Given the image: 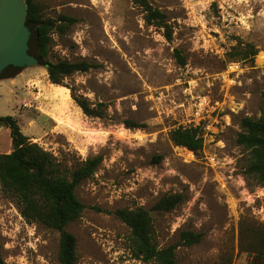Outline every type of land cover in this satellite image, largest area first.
<instances>
[{"label": "rangeland", "instance_id": "obj_1", "mask_svg": "<svg viewBox=\"0 0 264 264\" xmlns=\"http://www.w3.org/2000/svg\"><path fill=\"white\" fill-rule=\"evenodd\" d=\"M39 1L47 16L77 19L66 34H54L50 58L98 66L65 85L39 65L1 79L0 116L14 115L24 134L68 165L103 156L78 186L86 207L67 226L77 238V264H156L135 257L130 227L115 210L149 208L175 192L186 196L180 205L152 213L159 247L191 229L202 241L180 245L178 264H255L241 242L264 222V187L248 182L237 136L242 117L264 113V0H150L167 13L171 40L133 0ZM249 43L258 50L253 59L231 58ZM234 61L237 71L228 67ZM67 85L105 102L106 118L86 115ZM180 125L203 127L199 153L172 141ZM11 150V130L0 123V153ZM59 243L58 230L28 222L0 189V251L8 264H61Z\"/></svg>", "mask_w": 264, "mask_h": 264}, {"label": "trees", "instance_id": "obj_2", "mask_svg": "<svg viewBox=\"0 0 264 264\" xmlns=\"http://www.w3.org/2000/svg\"><path fill=\"white\" fill-rule=\"evenodd\" d=\"M144 13L147 24L163 29L168 40L173 38L174 29L168 15L150 0H133ZM27 22L31 31L28 52L45 67L50 81L65 85L64 80L76 72H86L98 65L88 60L50 58L54 34L64 35L77 21L76 17L59 14L47 16L39 0H26ZM258 53L253 44L240 47L231 58L253 59ZM175 57L180 65L187 63L181 50L175 49ZM24 68L7 66L0 73L1 79L15 78ZM71 96L82 109L92 117L106 118L107 105L103 101L94 102L78 93L75 86L67 85ZM264 100V91L262 92ZM0 123L11 130L12 150L0 153V189L13 200L22 216L28 222H38L60 232L58 260L61 264H77V238L67 226L80 218L86 205L80 199L77 188L93 176L103 161L102 155L86 158L76 165L68 163L45 149L30 136L24 134L14 115L0 116ZM128 127L141 125L130 119L125 120ZM241 130L237 142L244 149L243 169L248 182L264 187V113L259 117L244 116L240 120ZM170 138L181 145L199 153L204 148L203 127L201 125L178 126L170 131ZM161 159V156H156ZM186 196L182 192L166 193L151 207L118 208L115 214L130 227V240L136 258L156 264H178L177 248L191 246L202 241L203 233L183 229L177 242L159 247L155 241L153 211L170 212L180 205ZM249 240L241 242V250L253 253L255 264L264 263V222H259L248 231ZM251 238V240H250ZM0 264H8L0 251ZM230 264V263H228Z\"/></svg>", "mask_w": 264, "mask_h": 264}, {"label": "water", "instance_id": "obj_3", "mask_svg": "<svg viewBox=\"0 0 264 264\" xmlns=\"http://www.w3.org/2000/svg\"><path fill=\"white\" fill-rule=\"evenodd\" d=\"M26 0H0V73L9 65L23 68L39 65L28 52L30 28Z\"/></svg>", "mask_w": 264, "mask_h": 264}, {"label": "built area", "instance_id": "obj_4", "mask_svg": "<svg viewBox=\"0 0 264 264\" xmlns=\"http://www.w3.org/2000/svg\"><path fill=\"white\" fill-rule=\"evenodd\" d=\"M229 69L231 71H237L241 68V64L239 62H231L229 65H228ZM25 105H27V102H25Z\"/></svg>", "mask_w": 264, "mask_h": 264}]
</instances>
